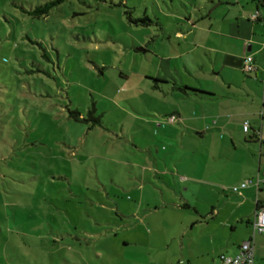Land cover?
<instances>
[{
    "label": "rangeland",
    "instance_id": "374dc122",
    "mask_svg": "<svg viewBox=\"0 0 264 264\" xmlns=\"http://www.w3.org/2000/svg\"><path fill=\"white\" fill-rule=\"evenodd\" d=\"M51 1L0 0V253L10 256L0 264H60L68 246L104 251L127 176L192 166L193 146L173 156L144 123L176 99L149 94L147 76L170 66L192 83L188 57L176 72V34L212 0H62L46 16L29 14ZM144 17L151 22H134Z\"/></svg>",
    "mask_w": 264,
    "mask_h": 264
},
{
    "label": "crops",
    "instance_id": "0c3cea01",
    "mask_svg": "<svg viewBox=\"0 0 264 264\" xmlns=\"http://www.w3.org/2000/svg\"><path fill=\"white\" fill-rule=\"evenodd\" d=\"M208 6L176 34L183 51L174 59L176 72L183 75L179 60L188 57L184 68L192 83L175 80L170 66L147 76L158 80L149 94L165 99L172 93L176 99L143 121L171 143L173 156L182 147L183 158L193 146L192 166L127 176L110 204L116 217L109 220L115 235H105L109 248L87 256L68 246L60 264H222V255L236 256L253 234L255 212L264 204V0H212ZM247 63L253 71L244 70ZM178 86L206 94L184 96ZM151 145L144 148L147 154ZM256 178L263 181L260 189L232 192V186ZM102 236L96 235L99 242ZM0 258L10 256L2 252ZM254 264H264V234L255 237Z\"/></svg>",
    "mask_w": 264,
    "mask_h": 264
},
{
    "label": "built area",
    "instance_id": "2783aa9c",
    "mask_svg": "<svg viewBox=\"0 0 264 264\" xmlns=\"http://www.w3.org/2000/svg\"><path fill=\"white\" fill-rule=\"evenodd\" d=\"M253 69L254 67L249 63H247L244 67L246 72H251ZM174 120L175 117L170 118V121ZM243 129L246 134H249L251 131L250 123H244ZM254 135L256 138L261 139L260 131H255ZM262 182L263 181L260 178L247 179L237 185H234L232 187V192L234 194H241L250 187L260 189ZM261 234H264V204H261L255 212L253 234L251 237L242 243L239 253L236 256L222 255V264H254L255 237Z\"/></svg>",
    "mask_w": 264,
    "mask_h": 264
},
{
    "label": "trees",
    "instance_id": "16d2710c",
    "mask_svg": "<svg viewBox=\"0 0 264 264\" xmlns=\"http://www.w3.org/2000/svg\"><path fill=\"white\" fill-rule=\"evenodd\" d=\"M100 2H104L106 0H98ZM62 2V0H55V1H51L45 5L39 6L37 8H35L34 10L30 11V15L35 16V17H43L46 16L50 13V11L57 5H59ZM136 24H145L147 25L148 23H150V19L148 17H144V18H140L134 21ZM154 81L158 82L157 79H155ZM177 89L180 91V93L184 96H189V95H193V94H206L204 91H200L197 89H191L188 86H178ZM80 116L81 114L78 111L72 112V118L76 121H80ZM95 122L97 124H100V119L99 118H94ZM93 126H96V124H94ZM261 204L258 205V207Z\"/></svg>",
    "mask_w": 264,
    "mask_h": 264
}]
</instances>
